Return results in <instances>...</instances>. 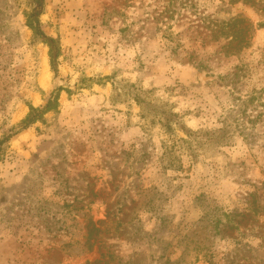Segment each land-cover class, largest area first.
<instances>
[{
  "label": "rangeland",
  "instance_id": "374dc122",
  "mask_svg": "<svg viewBox=\"0 0 264 264\" xmlns=\"http://www.w3.org/2000/svg\"><path fill=\"white\" fill-rule=\"evenodd\" d=\"M28 11L0 0V264H264V0H45L56 75Z\"/></svg>",
  "mask_w": 264,
  "mask_h": 264
},
{
  "label": "trees",
  "instance_id": "16d2710c",
  "mask_svg": "<svg viewBox=\"0 0 264 264\" xmlns=\"http://www.w3.org/2000/svg\"><path fill=\"white\" fill-rule=\"evenodd\" d=\"M29 11L25 13V24L32 33V41L35 43H41L48 47V56L50 69L54 75L57 73L56 63L59 57V45L58 41L52 37L47 36L40 27V17L43 14L45 0H27ZM228 30L221 29V36L228 38L230 37L229 45L236 41L239 36L240 30H234V27L227 26ZM234 47L240 50L247 47V42H238ZM233 47V48H234ZM224 48V47H223ZM225 53H229V48L226 49ZM234 52V51H233ZM132 100L140 109V117L150 122L157 121L167 133H172L175 128L182 130L187 136L192 135L180 121L178 115L168 111L166 109L167 104L151 101L147 97L146 91H139L133 95ZM57 105V97L48 100L43 107L34 108L29 106V112L25 118L18 124L19 128L26 129L37 121L41 120L42 116L48 111L55 108ZM182 142H186L183 139H179ZM192 156L193 153L191 152Z\"/></svg>",
  "mask_w": 264,
  "mask_h": 264
},
{
  "label": "bare ground",
  "instance_id": "6f19581e",
  "mask_svg": "<svg viewBox=\"0 0 264 264\" xmlns=\"http://www.w3.org/2000/svg\"><path fill=\"white\" fill-rule=\"evenodd\" d=\"M45 72V71H44ZM45 74V73H44ZM46 74H47V72H46ZM47 80H48V77H47V75L41 80L42 81V83H46L47 82ZM43 85V84H42Z\"/></svg>",
  "mask_w": 264,
  "mask_h": 264
}]
</instances>
